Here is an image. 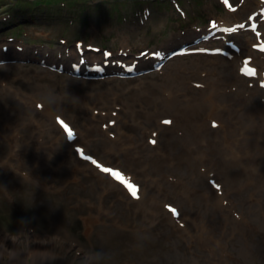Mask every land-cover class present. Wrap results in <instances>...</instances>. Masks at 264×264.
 <instances>
[{
    "label": "rangeland",
    "instance_id": "obj_1",
    "mask_svg": "<svg viewBox=\"0 0 264 264\" xmlns=\"http://www.w3.org/2000/svg\"><path fill=\"white\" fill-rule=\"evenodd\" d=\"M15 1L0 0V17L2 11ZM137 1H124L126 4L123 9L131 11L142 7L143 4ZM233 1L235 4L240 2ZM250 1L252 5L248 13L254 9L257 11L260 4L257 7L254 0ZM113 2L90 0L87 5L90 7L87 11L90 14L89 20L80 18L86 9L77 7L74 15H71L70 10H55L59 14H47L53 15V22L42 18L34 20L24 14L23 20L17 17L16 24H8L5 28L0 26V180L4 176L13 177L8 178L10 182H5L9 187L6 188L8 192L0 181V250L4 251V255L0 251V264H9L13 257L11 254L15 251H9L15 250L12 238L18 240L22 253H19L16 262L12 264H31L33 259L26 261L22 255L37 245L43 250L46 245L50 248L57 246L51 251L57 257L55 264H80L81 256L86 251H106V241L101 238L107 233L102 226L103 217L108 218L109 223L117 224L120 221L118 229L123 235L148 234L166 248L176 244L188 254H194L196 249L198 257L203 258L202 262H198L190 257L187 259L189 263L185 264H264V133H249L241 128V135L233 136L232 144L235 145L237 141L249 143L252 151H233L235 156L226 152V160L223 161L226 162V172L221 170L219 162H212L210 166H200L198 169L196 167L195 171L186 169L184 165L178 168L172 160H176L174 153L177 151L168 154L150 146L147 137L151 133L144 127L150 120L151 110L147 101H140L144 99L142 92L145 89L151 91L148 85L157 90L159 98L163 99L167 93L164 92V86L171 87L172 82L180 84V87L189 85L196 90L191 93H197L199 89L193 81L200 79H191L190 72H194L199 62L202 63L199 68L210 71L208 78H213L211 82H220V91L227 93L237 88V67L231 66L235 68L233 72H225L224 82L225 77L218 78V74H215L218 71L214 70V73L207 65L211 60L193 52L189 56H179L167 61L159 71L130 80L118 78L114 84H104L100 89L98 80L78 79L68 74L72 62H78V54L84 57L92 52L95 54L92 58L98 60L104 56L103 51H107L115 60L124 53L125 60L132 62L134 53L140 52L139 48L148 47L153 52L166 42L164 50L167 51L179 47L176 45L182 42L191 44L194 40L196 43L193 44L214 46L220 40L204 41L201 35L202 27L205 26L206 29L209 19L226 20L225 23L229 25L228 38L233 39L235 34L231 23L238 11L231 14L219 0H199L200 5L195 4V0H149L147 7L151 13L137 11V17L131 15L137 21L127 24L117 21L118 17H110L112 11L108 3ZM180 6L186 13L185 19L175 10ZM96 7L98 11L94 10ZM195 11L202 16L200 21L195 20ZM178 18L182 21H178ZM21 28V38H14V32ZM245 28L247 29L239 35L250 38L248 26ZM186 30L191 33L185 35L183 32L186 33ZM251 40L250 48L241 45L243 50L240 57L250 56L256 61L254 52L258 53L257 38ZM170 43L172 48L168 49ZM68 56L70 59H67ZM218 60L223 63L222 59ZM224 61L227 65L231 62ZM149 65L150 67L146 65L139 69H151L152 66ZM178 66L185 72L175 81ZM57 69H64L65 73L60 74ZM124 81L127 83H123ZM248 83L249 80H246L240 88H256V85L251 84L250 87ZM230 85L233 86L229 87ZM31 86L40 92L44 91L51 100H59L61 97L66 99L61 106L64 109L62 115L77 129L79 145L86 151H75L65 142V134L59 125L49 118L51 109H41L30 102L26 95L21 94L23 89ZM6 96L13 99L9 101ZM115 104L118 105L117 108ZM222 109L223 107L219 108L220 111ZM237 109L239 115L244 113L241 102ZM111 110L118 113L114 117L116 121L118 117L120 123L111 125L108 118H105ZM255 121L260 122V118ZM232 122L235 123V120ZM118 133L122 137L117 140L113 137L118 138L114 136ZM211 133L208 136L203 134L201 141L210 138L215 142L222 134ZM124 135L131 138L126 139ZM248 136L251 140L245 138ZM112 143L117 145V151H106ZM196 154L193 159H196ZM198 155L202 158L208 155L214 160L220 158L218 153L213 154L205 149ZM84 156H93L130 173L139 183L140 190L145 193L142 201L140 197L127 194L121 186L116 189L111 177L90 167L89 160ZM157 157L161 159L160 162L156 161ZM203 170L204 174L217 180L214 185L217 182L222 185L223 181L225 204L220 206L225 205V209L217 204L222 202V197L215 192L214 186L208 187L203 179L196 180L198 183L194 182L195 178L203 175ZM231 170H236L237 174L230 173ZM17 186L20 187L17 189ZM31 187L35 198L39 197L37 190L40 189L46 191L44 201L51 194L55 195L53 202L63 200L68 205L66 218L62 220V233L55 232L51 225L57 221L48 220L46 212L36 211L30 205L34 202L30 194ZM207 189H210V201L205 204L201 202V196L206 194ZM81 190L97 193V199L87 203V206L96 208L92 213L78 207L77 199L73 198L74 193L80 194ZM21 191L25 192L19 193ZM211 191L214 195H211ZM28 195L31 202L28 201ZM174 205L181 208V225L173 220L169 207ZM77 211L79 214L75 213ZM118 211L119 219L115 216ZM85 219L89 226H85ZM208 229L211 234L205 235ZM36 233L39 235L38 243H34ZM201 236L211 237L210 246L205 247ZM49 240L54 243H49ZM163 246L158 248L163 249ZM51 254L42 252L36 260ZM153 256H158L154 257L156 260L153 262V257H150L149 261L123 264H178L165 250Z\"/></svg>",
    "mask_w": 264,
    "mask_h": 264
},
{
    "label": "bare ground",
    "instance_id": "obj_2",
    "mask_svg": "<svg viewBox=\"0 0 264 264\" xmlns=\"http://www.w3.org/2000/svg\"><path fill=\"white\" fill-rule=\"evenodd\" d=\"M108 4L115 6L114 3H108ZM249 24L251 26L253 23H249ZM164 45L167 46V43H165ZM169 46H171V45H169ZM162 50H163V48H160V52H156L157 53L155 55L156 59H157V56H158V58L164 57L165 52ZM65 58H67V57H65ZM67 59H70V57ZM87 62L90 63L93 61L87 60ZM139 64H144L145 66L148 65L150 67L149 64H154V60H152V61L149 60L147 62V60L141 59V62ZM91 65H94V64H91ZM117 69L118 68L116 66L114 68H112V67L106 68L105 72L108 74L110 73L109 75H116L115 71ZM119 70L121 71V69H119ZM111 71H113V72H111ZM175 77L178 78V76H175ZM34 89H35L34 87L31 88V91L34 94H32V92H30L28 94V95H30V97L32 99H35V97H36V91ZM150 89L152 92H156L155 89H152V88H150ZM215 91H216V88L213 87V85H208L206 90L199 91L200 93H202L201 95L192 96L187 104L180 103L179 99H180L181 95L174 92L171 88L167 91L168 96H169L168 99L159 100V101H157L155 99L156 103L154 105L157 106L155 109V115L158 117L155 119H160V120L166 119V120H168L169 117L174 116L175 120H174V122H172V124H175V127L177 129H179V132H182V136L176 140V144H175L176 146L175 145L171 146V144H166L165 147H163V149H165V151L179 150V151H185L186 152L188 150L195 149L192 146V144L195 143L194 142L195 138L197 136L203 135V133L199 135L201 130L198 127V120L202 121L203 126H205L207 123V121H206L207 118L216 116V114H217L216 108H217V106H219L222 103L221 96L216 94ZM150 94H151L150 90L146 89V93L143 95V97L146 101L150 100ZM6 99L10 100L7 96H6ZM152 103H153V101H152ZM54 106H55V104L52 106V108H54ZM233 107L234 106L232 105L228 110L229 112H231L230 114L234 113ZM249 108H250V111H252L258 115L264 114V110L261 113H259L258 108L251 103H249L246 106L245 111H248ZM56 111H58V109ZM55 117H56V115H55ZM217 117H220V115H217ZM242 126L243 125H240V123L237 122L236 126L233 129L231 126L230 120H228V122L225 124L226 129L222 130L223 131V135H221L222 137L217 139L215 142L211 141V143H210L211 147L208 145V151H213V154L218 153V155L220 157V164L222 163L221 157L225 158L226 152H228L231 156H235V153L233 151H245L244 146L239 145V147H235V146L233 147V144L231 143V138L234 136V134L237 130L242 128ZM249 126H250V129L248 131L249 133L252 131L258 132L260 134L264 133V127L263 126L256 125L253 122H251L249 124ZM228 131L231 134L229 139H228V135H229ZM169 132H170V130H167V131L165 130L163 132L159 131L158 133H169ZM250 147H251V145H250ZM111 149L115 150L116 148H115V146H111ZM179 158H182V157H179ZM188 158L189 157H187V155H185L183 162L187 165H191L192 169L196 168V166H198L197 162L195 161L192 164L188 160ZM212 162L214 164H216V162H219V159L214 160V159L208 157L205 160V164H207V165H208V163H212ZM223 165L226 168V163H224ZM231 173L237 174V171H235V172L231 171ZM135 188L137 190L136 186H135ZM31 189H32V192L30 194L34 198V202H33L34 207H36L37 210H42V211L46 212L48 214V220L57 221L54 225L52 223H51V225L53 226L55 232L62 233L63 232L62 220L64 218H66L68 205L63 200L53 202L52 200H54L55 195H50L49 199H46L44 201L43 196L45 194V191L40 190V189L37 190V194L39 195V197L35 198L34 189L32 187H31ZM143 195H144V193L142 194L141 197H143ZM73 198L77 199V203L79 204L78 207H82L83 209H85L87 207V203L94 202V199H97V193L91 194L88 191L81 190L80 194L74 193ZM202 201L206 202L207 197L206 198L203 197ZM87 208L96 209L95 207H87ZM119 211L115 215L116 217H118V219H119ZM121 214L122 213H120V215ZM106 219L107 218H105V220ZM119 223H120V221H119ZM118 224L113 225V224H105L104 223L105 227L109 230L108 238H107L108 244L106 246V251L117 252L119 254L118 255V262L119 263H123L125 261H130V262L131 261H142V260H145L146 257H150V256H153V254L162 253L164 251V249L158 248V247H160L159 245L156 246V243L158 241L153 239V237L148 235V234L146 237L143 238L141 236H138V234L123 235V234L117 232L116 230H117ZM4 240L6 242H8L5 238H4ZM14 240H16V241L14 242ZM50 241L52 243V240H50ZM11 242H12V244H14V248H15V252H13L11 254L12 256H15V260L12 263H15L16 258H18V256L22 253H20V248H19L20 244H19L18 240L16 238H14ZM139 242L142 243L141 246L139 245ZM34 243H38V236L36 234L34 236ZM205 244H207V242ZM42 250L43 249L40 247V245L34 246L32 249L25 252L24 255H22V257L26 261H28L29 259H33V260L37 259L38 256L42 254V252L46 253V251H42ZM165 250L174 255L175 261L177 263H179V264L189 263L187 260L189 258V256L179 254L178 253L179 248H175L174 249L175 251L172 249H167V248H165ZM0 251L2 252V254L4 253L3 250H0ZM47 253L51 254V251L47 252Z\"/></svg>",
    "mask_w": 264,
    "mask_h": 264
},
{
    "label": "clouds",
    "instance_id": "obj_3",
    "mask_svg": "<svg viewBox=\"0 0 264 264\" xmlns=\"http://www.w3.org/2000/svg\"><path fill=\"white\" fill-rule=\"evenodd\" d=\"M9 251H15L10 249ZM42 251L50 252L49 249ZM118 253L115 251H100V250H88L82 254L80 264H119ZM56 256L54 253L46 255L38 260L34 259L31 264H55ZM15 260V256L11 257L9 264Z\"/></svg>",
    "mask_w": 264,
    "mask_h": 264
},
{
    "label": "snow or ice",
    "instance_id": "obj_4",
    "mask_svg": "<svg viewBox=\"0 0 264 264\" xmlns=\"http://www.w3.org/2000/svg\"><path fill=\"white\" fill-rule=\"evenodd\" d=\"M253 28H255V25H253ZM164 123H165V124H169L170 121L165 120ZM63 124H64V126H65L64 129H65V128L68 129L67 124H65L64 122H63ZM67 132H68V136H69V138H71V137H72V132H71L69 129H68ZM152 143H155V141H152ZM81 155H83V153H81ZM84 158H85V159H88L89 157L84 156ZM92 163L95 164L96 167L99 168V170H100L101 172L108 173V172L111 171V170H110L109 168H107V167H101L99 164L96 163L95 160H92ZM113 175H118V174H117V173H113ZM129 188L131 189L132 195L135 197V196H136V189H135V188H132L131 185H129ZM173 213L175 214V211H174V210H173Z\"/></svg>",
    "mask_w": 264,
    "mask_h": 264
}]
</instances>
